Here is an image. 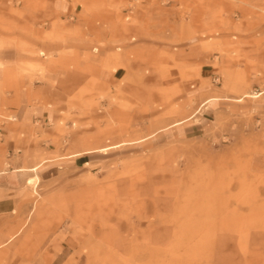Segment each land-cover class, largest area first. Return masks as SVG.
<instances>
[{
  "label": "rangeland",
  "instance_id": "obj_1",
  "mask_svg": "<svg viewBox=\"0 0 264 264\" xmlns=\"http://www.w3.org/2000/svg\"><path fill=\"white\" fill-rule=\"evenodd\" d=\"M64 2L7 4L0 155L37 168L0 264H264V0ZM21 92L41 119L9 136Z\"/></svg>",
  "mask_w": 264,
  "mask_h": 264
},
{
  "label": "crops",
  "instance_id": "obj_2",
  "mask_svg": "<svg viewBox=\"0 0 264 264\" xmlns=\"http://www.w3.org/2000/svg\"><path fill=\"white\" fill-rule=\"evenodd\" d=\"M9 0H0V34L5 32V29L3 25L5 26V22L7 18L13 17V15H10L7 13V4ZM16 1L19 5V9L21 12V15L26 18L27 14H31L34 17H37L38 19H43L44 17H51L57 18L58 16H66L65 11L67 8L66 3L64 0H11ZM19 14V13H18ZM72 18V17H71ZM17 26H18V38L22 37L20 34V31H25V20H21L20 17L17 18ZM37 32H41L38 27H36ZM43 30V29H42ZM47 31H51V27L45 29ZM2 39H0L1 42ZM37 43V47H38ZM6 46V45H5ZM49 46L52 47V44ZM8 54L4 52H0V63H4L6 60ZM11 56V55H10ZM207 70V73L203 75V77H209L211 74H213L215 71L210 69ZM14 74V70L12 67L9 68H2L0 67V78L1 79H7V75ZM218 80V77H217ZM23 96L22 102L17 103L13 105L12 107L8 108L11 111H14L18 113L20 117V124L23 125V128H19V126L9 125L8 131L5 132L6 135H12L16 134V132L19 133L21 130H31L35 129L37 133V121H40V116H38L37 112V105L30 104L29 101H27L28 96L30 95L29 92H21L20 93ZM213 99V97H212ZM238 99V98H237ZM11 101H14V97L10 99ZM9 107V106H8ZM39 115L42 116V111H39ZM16 127V128H15ZM17 129V130H16ZM19 129V130H18ZM34 130V131H35ZM27 134V133H26ZM17 144V145H16ZM18 146V147H17ZM17 148V151L15 152V149ZM3 152L0 155V239H3L1 237L2 229L5 224L4 221H7L9 219H14V211L21 206L19 201V195L18 192L21 189V170H32V167H37V165H34L32 167H22V161L28 160L25 156V153L22 151L21 142L14 141L12 137L5 140L3 142L2 146ZM4 165H6L7 169H4ZM9 167V168H8ZM3 168V169H2ZM35 170V169H33ZM34 177H30L27 182L30 179L32 180ZM4 220V221H3ZM9 223V222H8ZM7 229V227H5Z\"/></svg>",
  "mask_w": 264,
  "mask_h": 264
},
{
  "label": "bare ground",
  "instance_id": "obj_3",
  "mask_svg": "<svg viewBox=\"0 0 264 264\" xmlns=\"http://www.w3.org/2000/svg\"><path fill=\"white\" fill-rule=\"evenodd\" d=\"M262 92H256V93H254V94H252L253 96H258L259 94H261ZM240 98H238L237 100H239ZM37 167L35 166V167H32L31 169L33 170V169H36ZM29 181H31V179L29 180ZM199 212V211H198ZM197 211H196V209H193L192 211H191V216H193V217H198L199 215H201V214H199Z\"/></svg>",
  "mask_w": 264,
  "mask_h": 264
}]
</instances>
